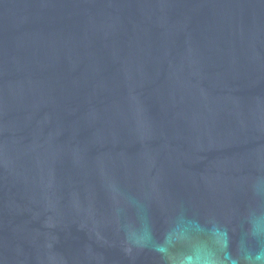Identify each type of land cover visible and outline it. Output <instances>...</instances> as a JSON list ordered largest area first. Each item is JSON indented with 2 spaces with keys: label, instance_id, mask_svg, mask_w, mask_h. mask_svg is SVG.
<instances>
[{
  "label": "water",
  "instance_id": "obj_1",
  "mask_svg": "<svg viewBox=\"0 0 264 264\" xmlns=\"http://www.w3.org/2000/svg\"><path fill=\"white\" fill-rule=\"evenodd\" d=\"M0 264H264V0H0Z\"/></svg>",
  "mask_w": 264,
  "mask_h": 264
}]
</instances>
